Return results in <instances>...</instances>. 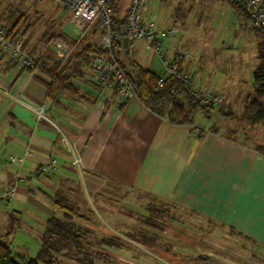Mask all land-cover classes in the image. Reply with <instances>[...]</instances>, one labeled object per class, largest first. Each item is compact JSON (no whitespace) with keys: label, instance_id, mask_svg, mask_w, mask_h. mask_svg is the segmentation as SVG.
Returning <instances> with one entry per match:
<instances>
[{"label":"crops","instance_id":"0c3cea01","mask_svg":"<svg viewBox=\"0 0 264 264\" xmlns=\"http://www.w3.org/2000/svg\"><path fill=\"white\" fill-rule=\"evenodd\" d=\"M139 49L146 51L144 62ZM128 52L144 69L165 75L143 41H131ZM85 76L89 80V71ZM41 82L48 78L40 71L18 69L8 55L0 56V192L14 189L11 200L0 201V241L17 260L35 259L47 220L61 216L53 196L76 172L98 196L94 213L83 208L84 199L76 204L89 218L81 224L97 240L119 242L95 246L111 264H264V124L235 128L237 137L223 134L218 123L200 126L193 118L191 125H173L136 97L117 104L110 92L90 84H79L77 95L63 93L51 105ZM33 109H42L46 119ZM9 156L22 162L11 163ZM44 166L47 172L32 175ZM109 187L176 207L206 224L155 229L139 220L146 211L136 208L143 206L135 200L122 206ZM141 230L155 239L142 244L130 237Z\"/></svg>","mask_w":264,"mask_h":264},{"label":"rangeland","instance_id":"374dc122","mask_svg":"<svg viewBox=\"0 0 264 264\" xmlns=\"http://www.w3.org/2000/svg\"><path fill=\"white\" fill-rule=\"evenodd\" d=\"M130 2L131 0L118 1L120 16L126 14ZM13 11L22 15L26 24L32 25V29L22 37L27 40L26 52L33 47H39L37 50L40 51H44L46 46L52 49L56 42H65L57 38L44 45L41 40L45 32L61 33L69 39L84 40V43L92 46L97 45L100 38L96 24L77 29L69 22V13L64 12L53 0H0V17ZM143 20L151 23L155 31L175 26L178 32L167 35L165 42L169 40L178 50L187 48L188 55L184 60L183 70L190 77L191 87L202 92H216L221 97L222 101L218 106L221 117L213 116L207 120L202 118V113L196 112L192 115L195 123L200 126L218 123L222 133L231 137L236 136L233 129L250 125L246 120L240 121L239 117L247 101L253 97L252 74L258 65L260 35L247 27L243 16L237 14L226 0H147ZM1 25L6 26L4 23ZM24 27L25 24L21 29ZM139 50L142 61L146 60V51ZM40 51L31 56L41 55L43 52ZM51 58L57 60L53 52ZM87 71L86 69L85 72ZM230 114L232 116L226 117ZM72 174V183L60 190L61 195L67 199L70 197L69 202L75 205L82 204L84 199L83 208L89 209L87 213H94L92 209L98 201L96 191L90 189L91 184L85 181L84 175L76 172ZM105 190L108 193H118L122 206H129L131 200H135L137 206H143L141 209L136 208L137 212H151L156 223L185 222L190 226L206 224L188 212L159 201L115 187ZM84 257L77 256L78 259ZM97 259L111 264L107 258L100 257V254Z\"/></svg>","mask_w":264,"mask_h":264},{"label":"trees","instance_id":"16d2710c","mask_svg":"<svg viewBox=\"0 0 264 264\" xmlns=\"http://www.w3.org/2000/svg\"><path fill=\"white\" fill-rule=\"evenodd\" d=\"M118 1L111 0L116 25H119L124 18V16H120ZM229 5L246 20V16L240 8L234 4ZM1 23L6 25L4 26L7 29L6 39L11 43L22 40V37L32 29V25L26 24L23 16L14 11L4 17L1 16ZM24 24L25 27L21 29ZM253 30L260 35L257 49L258 65L252 74L253 97L247 101L243 113L239 117L240 121L246 120L251 126L264 124V29ZM57 38L63 39L73 48L72 55L66 61L53 60L51 58L52 49L48 46L44 51L37 50L39 47H33L27 52L29 55L36 54L37 51L43 52L40 55L43 65L37 71L48 78V82L41 83L46 89L47 99L51 105L57 104L60 95L63 93L77 95L80 90L79 84H90L95 90L101 91V87L92 84L85 76L90 56L100 53L96 45L92 46L84 43V40L69 39L61 33L55 34L53 32H45L41 42L47 45ZM23 47L26 49L27 40L23 41ZM112 53L141 105L151 112L165 117L170 124L191 125L192 115L196 112H200L209 118L221 117L220 108H214L210 104H202L201 100L191 93L189 87L173 77H166L163 86L158 87L156 84L158 76L141 67L130 57L128 45L126 53H124L121 40L116 42ZM12 63L15 65L14 61ZM230 116L232 114L226 115V117ZM53 203L61 212V216L53 215L47 220L35 259L27 260L21 257L17 260L12 255L10 247L0 241V264H38L40 262L59 264L64 260H71L73 264H94L98 258L95 247L97 244H103L106 247L119 246L115 237L97 240L92 231L81 224V222H88L89 218L81 214L79 207L69 202V199L61 195L60 191L53 196ZM139 220L155 229H162L166 224L163 222L156 223L152 213L147 210L146 215L140 217ZM130 237L142 244H147L149 240L155 239V236L148 235L142 230L130 235ZM78 255L85 257L78 259Z\"/></svg>","mask_w":264,"mask_h":264},{"label":"built area","instance_id":"2783aa9c","mask_svg":"<svg viewBox=\"0 0 264 264\" xmlns=\"http://www.w3.org/2000/svg\"><path fill=\"white\" fill-rule=\"evenodd\" d=\"M55 4L69 13V22L77 29L96 24L100 38L96 48L100 53L92 54L87 65L89 80L104 91L110 92L113 100L117 104L125 103L128 99L135 97L131 84L126 80L122 69L112 53V49L118 40L127 38L128 42L143 41L146 47L153 51L160 59L165 69V75L158 77L156 84L162 87L166 77H173L189 87L191 93L201 100L202 104H210L218 108L221 97L212 91H199L191 87L188 74L180 69V63L188 55L187 48L177 49L175 46L164 47L167 35H174L178 32L175 26L167 30L155 31L151 23H145L143 15L147 11V0H131L130 5L119 25H116L115 15L111 6V0H53ZM229 4H234L246 16V24L249 29H264V0H227ZM7 29L0 26V56L8 55L10 60L15 62L18 69L38 70L43 63L40 55H29L24 47L23 40L11 43L6 39ZM53 54L57 60L66 61L73 53V48L63 41H58L53 45ZM38 119H46L42 109L32 110ZM200 133L199 129H195ZM69 148V145L66 144ZM11 163H21V158L9 156ZM75 159L73 165L78 166ZM54 167L55 161H51ZM47 167H37L32 171L36 176L47 172ZM14 197V189L0 192V201L6 202Z\"/></svg>","mask_w":264,"mask_h":264},{"label":"water","instance_id":"95a60500","mask_svg":"<svg viewBox=\"0 0 264 264\" xmlns=\"http://www.w3.org/2000/svg\"><path fill=\"white\" fill-rule=\"evenodd\" d=\"M121 45H122V48L124 50V53H126V48H127V45H128V39L127 38H122Z\"/></svg>","mask_w":264,"mask_h":264}]
</instances>
